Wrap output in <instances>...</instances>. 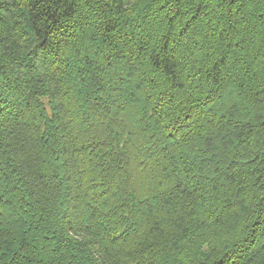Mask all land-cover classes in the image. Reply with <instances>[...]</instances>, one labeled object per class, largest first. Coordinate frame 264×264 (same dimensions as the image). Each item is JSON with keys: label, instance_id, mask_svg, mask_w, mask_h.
Returning <instances> with one entry per match:
<instances>
[{"label": "trees", "instance_id": "1", "mask_svg": "<svg viewBox=\"0 0 264 264\" xmlns=\"http://www.w3.org/2000/svg\"><path fill=\"white\" fill-rule=\"evenodd\" d=\"M0 264H264V0H0Z\"/></svg>", "mask_w": 264, "mask_h": 264}]
</instances>
